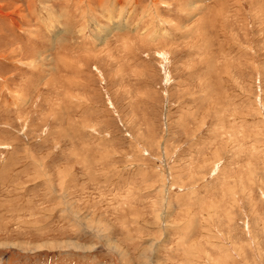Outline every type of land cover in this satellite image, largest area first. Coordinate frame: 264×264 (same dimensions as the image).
Segmentation results:
<instances>
[{
    "label": "rangeland",
    "instance_id": "rangeland-1",
    "mask_svg": "<svg viewBox=\"0 0 264 264\" xmlns=\"http://www.w3.org/2000/svg\"><path fill=\"white\" fill-rule=\"evenodd\" d=\"M0 264H264V0H0Z\"/></svg>",
    "mask_w": 264,
    "mask_h": 264
}]
</instances>
